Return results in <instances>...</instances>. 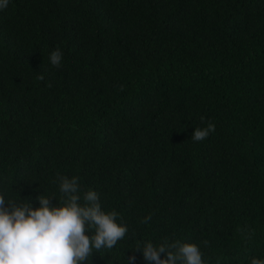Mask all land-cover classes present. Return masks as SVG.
Masks as SVG:
<instances>
[{"label": "trees", "instance_id": "obj_1", "mask_svg": "<svg viewBox=\"0 0 264 264\" xmlns=\"http://www.w3.org/2000/svg\"><path fill=\"white\" fill-rule=\"evenodd\" d=\"M58 176L128 228L86 264H148L133 250L177 240L205 264L264 260V0H10L0 195L59 206Z\"/></svg>", "mask_w": 264, "mask_h": 264}, {"label": "clouds", "instance_id": "obj_2", "mask_svg": "<svg viewBox=\"0 0 264 264\" xmlns=\"http://www.w3.org/2000/svg\"><path fill=\"white\" fill-rule=\"evenodd\" d=\"M9 2L0 0V10L6 9ZM62 57L57 47L50 53L49 61L59 68ZM40 79H44L43 75ZM214 131L215 125L208 122L207 127L195 128L191 139L201 142ZM58 180L63 197L59 206L51 204L55 197L40 195L39 207L33 208L28 202L6 201L0 195V264H86L94 250L99 253L102 249H112L124 239L127 226L117 223L115 210L107 213L102 210L97 192L88 190L81 197L78 177L58 176ZM150 219L145 217L142 222ZM87 232L93 234L89 236ZM141 250L148 264H205L195 243L177 240L156 246L147 242L133 251ZM134 261L135 256L129 257L127 264ZM251 264H264V260L254 257Z\"/></svg>", "mask_w": 264, "mask_h": 264}]
</instances>
